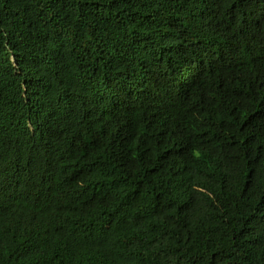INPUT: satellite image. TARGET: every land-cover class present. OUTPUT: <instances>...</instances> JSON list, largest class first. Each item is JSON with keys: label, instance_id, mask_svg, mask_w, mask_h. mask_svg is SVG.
I'll use <instances>...</instances> for the list:
<instances>
[{"label": "trees", "instance_id": "trees-1", "mask_svg": "<svg viewBox=\"0 0 264 264\" xmlns=\"http://www.w3.org/2000/svg\"><path fill=\"white\" fill-rule=\"evenodd\" d=\"M0 264H264V0H0Z\"/></svg>", "mask_w": 264, "mask_h": 264}]
</instances>
